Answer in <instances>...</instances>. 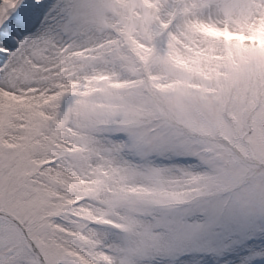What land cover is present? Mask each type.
Listing matches in <instances>:
<instances>
[{
    "label": "clouds",
    "instance_id": "obj_1",
    "mask_svg": "<svg viewBox=\"0 0 264 264\" xmlns=\"http://www.w3.org/2000/svg\"><path fill=\"white\" fill-rule=\"evenodd\" d=\"M111 5L115 10L104 9L107 23L101 24L78 0H66L64 6L68 11L62 17L60 29L54 30L58 39L49 48V55L33 57L30 52L25 53L14 67L23 66L29 72L27 77L10 72L0 74V94L25 99L44 96L46 92L56 94L59 80L65 84L72 80L83 82L84 76H88V82L97 80L94 73L87 71H77L69 77L61 75L70 65L80 62L95 68L97 65L80 59L91 49L97 56L111 54L108 62L112 63L116 78L122 81L120 87H112L101 77L102 92L84 98L86 103L82 106L70 105L58 116L52 113L59 124L53 121L43 126L39 138L43 146L31 152L24 166L32 171L35 181L43 182L51 172L68 170L65 165L69 169L83 167L78 145L87 147L90 156L101 155V159L93 161L98 166L116 167L128 165L125 156L139 155L142 162L152 163L154 157L170 159L188 150L196 154L197 165L192 172L165 165L163 175L177 178L176 187H184L190 183L184 176L195 173L193 179L199 178L206 195L195 202L197 212L191 217L186 216L185 210L192 205L177 208L165 224L155 226L159 233L165 238L180 237L182 233L199 237L187 225L201 222L207 210L236 214L255 228L264 229V147L258 142L256 131L242 130L251 113L243 112L233 99L239 89L226 92V82L217 80L210 71L226 63L212 59L213 54L225 57L226 46L233 52L246 49L249 63L242 65L241 78L249 87L258 89L259 104L264 107V47L260 43L264 40V0L260 5H232L230 15H226L221 3L201 8L193 7L189 0L164 4L158 0H120ZM240 8L250 10L241 16ZM205 26L219 31L227 28L245 39H233L226 45L223 37L209 36L203 30ZM29 56L32 60H28ZM33 61L53 64L56 71L47 76L33 72ZM205 75L209 78L205 79ZM107 104L118 107L102 106ZM230 112L235 113V118ZM0 141V149L5 148L8 140ZM145 175L144 171L131 174L133 183L142 181ZM69 203L83 208L87 202L74 199ZM136 220L140 225L147 222L139 217ZM59 222L57 219V225ZM99 239L98 251L108 252L113 255V264H120L116 246L125 237ZM130 264L167 262L131 257Z\"/></svg>",
    "mask_w": 264,
    "mask_h": 264
},
{
    "label": "rangeland",
    "instance_id": "obj_2",
    "mask_svg": "<svg viewBox=\"0 0 264 264\" xmlns=\"http://www.w3.org/2000/svg\"><path fill=\"white\" fill-rule=\"evenodd\" d=\"M85 2L93 4L108 3L113 4L120 0H78L82 6ZM171 0H158L164 4ZM193 7H207L210 3H221L225 5L226 15H230L235 4L248 3L260 5L261 0H189ZM2 6V5H0ZM114 11L115 9L109 8ZM250 9L240 8L239 14L245 16ZM259 10V9H257ZM101 24H106L105 17L99 18ZM205 28H211L205 26ZM216 35L207 32L209 36L223 37L226 45L233 39L244 40L245 37L232 33L225 28L219 31L211 28ZM54 39L47 49L42 53V57L49 55V48L53 47L58 39L53 33ZM239 37V39H238ZM264 47V40L261 42ZM98 50V49H97ZM82 51V50H78ZM247 50H237L233 52L230 47L225 48V57L213 54V60H226L224 65H218L210 71L214 72L217 80L226 82V92L232 89H239V94L233 97L245 113L250 112L244 122L242 130L249 128L256 131L258 142L264 147V107L259 104V91L257 88L248 86L246 80H242V65L249 63L245 56ZM110 53L104 56H97L95 51L89 49L81 56V61H89L95 68L87 63H77L70 65L61 73L62 76H74L77 71L94 73L97 77L95 82H88V76H84L83 82L72 80L70 84H65L64 80H59L56 84L57 92L61 95L55 100L46 101V97L54 96L51 92H46L44 96H37L32 99L21 97V103L14 108L0 110V138L7 139L9 145L0 149V169L16 168L20 173L21 191L19 198L21 203L28 207L30 218L23 225L24 235L30 241L27 249V259H32L40 264L44 253L40 249L48 251L50 254L59 252L64 264H113V255L108 252L98 251L100 247L99 238L109 236H124L125 239L117 244L116 251L120 253V264H130L131 257H137L149 261H166L167 264H179L176 255L182 248L197 247L206 243L201 237L191 236L189 233H182L180 237H163L157 230V225L165 224L171 214L185 205L192 207L185 210V214L191 217L197 212L196 201H202L205 193L199 183V178L185 175L184 179L190 181L184 187H176L177 178L163 175L164 166L170 165L181 172H192L197 165L196 154L188 150L178 152L170 159L153 158L152 163L142 162L139 155L128 157V165L106 166L97 165L93 161L101 159V155L96 153L89 155V149L78 145L84 158L83 167L68 165V170H59L49 173L48 179L37 182L32 171L24 166L25 160L34 149L41 148L40 143L43 126L55 121L52 113L58 116L62 109L67 110L71 106H80L86 103V97L102 92L99 87L101 77L106 78L112 87H120L122 81L116 78L112 63L108 62ZM7 57L0 54V72H6L4 61ZM28 60H32L29 56ZM35 67L33 72H42L47 76L50 72H55L53 64L44 65L33 61ZM102 66V67H101ZM220 67L229 70L220 71ZM21 76H25L23 73ZM205 79L209 77L204 76ZM93 83L96 87H93ZM80 103H77V102ZM16 103V102H13ZM107 109H113L118 105H102ZM229 115L235 118V113ZM19 122V123H18ZM23 131V135L18 132ZM116 137L118 134H112ZM239 147V145H237ZM14 153V155H9ZM105 160L108 157H104ZM130 166V167H129ZM144 171L145 178L142 181L133 183L131 174ZM195 185V186H193ZM84 200L87 203L83 208L78 203H69L70 200ZM31 202V203H30ZM75 210V211H74ZM4 210L0 209V213ZM125 212L128 213L125 216ZM146 219V223L140 225L136 218ZM59 219V225L56 220ZM191 223V220H189ZM199 223V221H197ZM66 225H72L71 228ZM31 229V231L29 230ZM259 244V241L256 242ZM264 250V249H262ZM244 253L241 252L240 255ZM181 260L194 261L201 260V264H213V257L192 254L180 256ZM234 261L239 260L236 255L231 256Z\"/></svg>",
    "mask_w": 264,
    "mask_h": 264
},
{
    "label": "snow or ice",
    "instance_id": "obj_3",
    "mask_svg": "<svg viewBox=\"0 0 264 264\" xmlns=\"http://www.w3.org/2000/svg\"><path fill=\"white\" fill-rule=\"evenodd\" d=\"M65 2L66 0H0V53L7 57L4 61L6 72L17 75L23 73L26 77L29 75L23 66L14 67V64L22 60L27 52L33 57H42V53L54 39V30H59L62 26V17L68 11L64 6ZM82 7L102 18L104 9L111 8L112 5L85 2ZM203 30L212 35L217 34L211 28ZM60 95V92H56L54 96L45 99L55 100ZM21 102L19 96L0 94V110L14 108ZM7 146L15 147L9 144ZM19 175L16 168L0 169V209L4 210L0 213V264H37L35 260L26 258L30 241L24 235L23 225L28 222L30 214L28 207L19 198ZM187 228L204 238L206 243L182 248L176 255L179 264H201L199 259H179L180 256L192 254L213 257V264H264V229L255 228L239 215L207 210L203 213L201 222L187 225ZM40 251L44 253L40 264H64L58 251L52 254L44 249ZM241 252L244 254L240 255ZM233 255L239 257L238 262L231 259ZM203 264H207V261Z\"/></svg>",
    "mask_w": 264,
    "mask_h": 264
},
{
    "label": "bare ground",
    "instance_id": "obj_4",
    "mask_svg": "<svg viewBox=\"0 0 264 264\" xmlns=\"http://www.w3.org/2000/svg\"><path fill=\"white\" fill-rule=\"evenodd\" d=\"M1 54V53H0ZM0 74H1V72H0Z\"/></svg>",
    "mask_w": 264,
    "mask_h": 264
}]
</instances>
